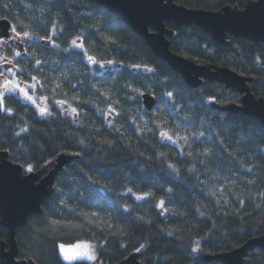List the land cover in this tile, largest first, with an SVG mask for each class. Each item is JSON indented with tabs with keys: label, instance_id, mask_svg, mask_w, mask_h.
<instances>
[{
	"label": "trees",
	"instance_id": "16d2710c",
	"mask_svg": "<svg viewBox=\"0 0 264 264\" xmlns=\"http://www.w3.org/2000/svg\"><path fill=\"white\" fill-rule=\"evenodd\" d=\"M173 1L208 11L243 10L250 2ZM0 19L45 37L24 39L20 57L12 47L1 53L16 66L4 64L0 72L34 83L50 113L40 115L18 92L12 98L5 93L13 114L0 112V153L25 173L32 165L46 174L60 155L73 157L42 214L17 231L19 260L91 264L64 262L59 245L92 242L100 264L132 255L141 264H220L204 258L264 235V125L213 108L239 104L240 95L216 82L190 89L132 29L93 0H0ZM167 27L173 30L172 52L249 76L254 95L264 98V44L229 37L228 46H217L199 27ZM77 37L84 49L72 45ZM141 93L157 98L153 112L145 110ZM0 241L9 244L7 230L0 228ZM197 241L201 250L193 252ZM244 264H264V252H251Z\"/></svg>",
	"mask_w": 264,
	"mask_h": 264
},
{
	"label": "water",
	"instance_id": "95a60500",
	"mask_svg": "<svg viewBox=\"0 0 264 264\" xmlns=\"http://www.w3.org/2000/svg\"><path fill=\"white\" fill-rule=\"evenodd\" d=\"M102 5L111 15L140 37L154 52L178 73L190 89H198L207 82L222 84L226 89L240 95V103L213 105L214 109L226 113H243L264 125V98L256 97L249 82L253 78L242 75L231 68L198 64L172 52L169 37L173 30L167 27H199L207 32L217 46H228L229 37L244 39L255 44H264V0H250L243 10L224 7L219 11L188 9L173 0H93ZM12 24L0 19V38L13 35ZM142 103L147 112L157 105V98L145 93ZM69 155H60L48 173L32 171L25 173L21 165L10 161L0 153V228L7 230L9 244L0 241L2 264H34L19 260L17 231L26 226L29 219L42 214V205L53 193L58 175L72 161ZM264 252V235L252 238L239 248L219 255H207L205 263L244 264L249 254ZM118 264H141L137 255Z\"/></svg>",
	"mask_w": 264,
	"mask_h": 264
},
{
	"label": "snow or ice",
	"instance_id": "6c2138e0",
	"mask_svg": "<svg viewBox=\"0 0 264 264\" xmlns=\"http://www.w3.org/2000/svg\"><path fill=\"white\" fill-rule=\"evenodd\" d=\"M12 31H13V34L15 35V37H17L18 39H26V40L27 39H45V37H33L31 32H29V31H17L16 28H13ZM77 40H79V37H77V39H74V40L71 41L72 45L74 47H76V48L84 49V45L78 44ZM49 42L54 44L53 41H49ZM8 44H9L8 40L0 39V46H5V45H8ZM54 46L58 47V45H54ZM15 55L18 57V56L21 55V53L19 51H17L15 53ZM87 59L93 64L98 63V61L92 55H88ZM35 63L37 65H39L41 63V61L37 59ZM108 63L111 64V63H114V62L113 61H108ZM0 64L12 65V61L9 60L8 57L0 55ZM15 66L16 65H12V67H15ZM100 66L103 67L104 65L101 64ZM135 67H138V66H135ZM23 70L24 69H21V71H23ZM145 70L149 71V72L153 71V69H151V68H146ZM9 71H11V69H9ZM12 75L16 76V73L12 72ZM0 76L3 77V81H2V83H0V88H2V91H0V112H4L7 115H12L13 114V109L10 108V107H7V105L5 103V93L9 94L8 98H12L13 95L18 92L19 94H22V96L27 101L32 102L33 104H35V100L33 99V97L31 95H29V93H28V91L26 89L21 88L19 86V84L15 83L13 80H9L8 76L5 73L0 72ZM33 79H36V78L33 77ZM29 87H32V85H29ZM97 91H99V89H97ZM141 94H143V93H141ZM167 95L169 97H171L173 95V93L172 92H168ZM58 103L63 105L65 103V101H59ZM71 111H72L73 114H78L76 108H71ZM108 111L111 113V112H114L115 109L109 108ZM39 112H40V114L42 116L50 114L48 112L47 108H45V107L39 108ZM22 131H27V129H22ZM160 135L162 137L167 138L169 141H172L173 143L177 142L176 140H173V136L169 135L167 132H163L162 131L160 133ZM179 139H187V138L186 137H180ZM75 154L79 155V153H75ZM33 170L34 169H33L32 165H29L28 166V171L32 172ZM128 192L131 193L132 189H128ZM136 198L138 200H142L145 197L144 196H137ZM65 206H67V205H65ZM159 207L163 208V202L162 201L160 202ZM93 215H95V213H93ZM201 215H203V213H201ZM52 223L54 225H59L60 221H52ZM169 234H171V233H169ZM199 243L200 242L197 241L196 242V247H193L191 249L193 252H198V251L201 250L199 248ZM71 247L76 248V249H83V251H79V252L74 253L73 255H69L67 250H66V246L64 244H60L59 245V249H60V252L63 255V258L65 260L72 261V260H75L77 258H86L87 260L94 262V264H100V261H99L98 255H97V249H96L95 245L76 244V245H72ZM140 247L143 248L144 245L142 244V245H140Z\"/></svg>",
	"mask_w": 264,
	"mask_h": 264
},
{
	"label": "rangeland",
	"instance_id": "374dc122",
	"mask_svg": "<svg viewBox=\"0 0 264 264\" xmlns=\"http://www.w3.org/2000/svg\"><path fill=\"white\" fill-rule=\"evenodd\" d=\"M20 41H19V43L20 44H22V45H24L25 44V41H24V39H19ZM10 45V42H9V44L8 45H5V46H0V53H3L4 51H6L7 49H9L11 46H9ZM13 50V49H12ZM18 57H20V56H18ZM4 64H0V66H2V67H4L3 66ZM5 70V69H4ZM7 70H5L4 72H6ZM6 73H8V74H10L11 73V71H7ZM10 80V79H9ZM15 83H17V84H19V86L21 87V88H24V89H26L27 91H28V93H29V95H31L32 97H33V99L35 100V104H33L32 102H29V101H27L23 96H22V94H18L19 95V97L20 98H22L23 100H25L26 102H28V103H30L38 112H39V108H41V107H45V108H47V110H48V105H47V101L43 98V97H41L39 94H38V92H37V90H36V86H35V84L34 83H27V82H20V81H18V80H16L15 79V77L13 76V79H12ZM2 81H3V77H0V83H2ZM29 85H32V87H29ZM2 90V88H0V91ZM214 101H212V102H210V103H213ZM40 113V112H39ZM73 114V113H72ZM41 115V114H40ZM43 116H46V115H43ZM76 244H89V245H95L94 243H92V242H79V243H76ZM76 244H71V245H67V244H64L65 246H66V250H67V252H68V254L69 255H73L74 253H76V252H79V251H83V249H76V248H73V247H71L72 245H76ZM97 249V248H96ZM59 251H60V249H59ZM60 255H61V258L64 260V262H66V263H74V262H78V261H85V262H89V263H91V264H94V262H92V261H89V260H87L86 258H77V259H75V260H72V261H69V260H65L64 258H63V255L61 254V252H60ZM97 255H98V252H97Z\"/></svg>",
	"mask_w": 264,
	"mask_h": 264
},
{
	"label": "flooded vegetation",
	"instance_id": "af4514ba",
	"mask_svg": "<svg viewBox=\"0 0 264 264\" xmlns=\"http://www.w3.org/2000/svg\"><path fill=\"white\" fill-rule=\"evenodd\" d=\"M8 41L10 42V45L9 46H12L14 47L15 49H18L20 53H23V45L19 43V39L15 36H12L10 39H8ZM1 54V53H0ZM9 67L6 66V70H8ZM205 259V258H204ZM205 261V260H204Z\"/></svg>",
	"mask_w": 264,
	"mask_h": 264
}]
</instances>
